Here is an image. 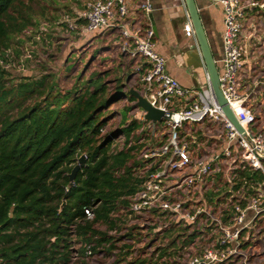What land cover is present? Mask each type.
Wrapping results in <instances>:
<instances>
[{"label":"built area","instance_id":"obj_1","mask_svg":"<svg viewBox=\"0 0 264 264\" xmlns=\"http://www.w3.org/2000/svg\"><path fill=\"white\" fill-rule=\"evenodd\" d=\"M78 1L83 11L67 18V28L82 36L117 34L120 51L136 65L141 95L165 113L161 123H150L144 110H134L135 118L143 123L142 131L146 132L147 125L149 129L163 127L167 133L157 149L147 148L150 154H143V164L135 172L141 180L139 190L123 211L132 219L165 221L155 227L256 222L264 213V102L258 105L264 96V78L255 74L258 33L251 19L264 11V4L208 0L223 11V57L216 61L219 88L243 128L240 132L219 105L208 74L203 89L187 90L168 72L166 59L156 50L152 0ZM180 2L186 37L197 46L185 0ZM118 139L123 149L126 136ZM215 181L222 187H215ZM86 214L93 219L90 211ZM242 236L239 229L232 236L225 231L220 246ZM215 253L207 252L204 260L214 258ZM198 262L196 258L192 264Z\"/></svg>","mask_w":264,"mask_h":264},{"label":"trees","instance_id":"obj_2","mask_svg":"<svg viewBox=\"0 0 264 264\" xmlns=\"http://www.w3.org/2000/svg\"><path fill=\"white\" fill-rule=\"evenodd\" d=\"M25 5L0 0V264H69L74 239L82 255L97 250L93 242H109L96 225L114 229L115 214L139 190L146 132L136 136L143 123L124 116L122 131L103 136L109 106L126 98L122 82L109 95L100 73L85 82L80 76L69 90L52 75L12 76L13 39L35 26ZM118 134L125 147L113 152ZM81 155L87 167L69 188Z\"/></svg>","mask_w":264,"mask_h":264},{"label":"rangeland","instance_id":"obj_3","mask_svg":"<svg viewBox=\"0 0 264 264\" xmlns=\"http://www.w3.org/2000/svg\"><path fill=\"white\" fill-rule=\"evenodd\" d=\"M24 2L28 4L25 5L26 8L31 10L28 13L33 15L35 26L13 39L12 62L7 68L12 76L40 79L44 75H52L56 77L62 90H69L80 76V82H85L100 73L108 82L109 95L115 92L114 88L121 82L125 84L126 90V98L115 100L109 106V117L103 129V136L122 131L126 127L124 116L128 120L127 124L133 122L136 119L133 109L135 101L130 102L127 93L132 88L139 91L142 89L138 87L140 81L135 72L136 65L125 57L120 49L118 51L119 46H115L116 34L110 36L92 32L82 36L70 31L65 21L74 13L83 11L78 0ZM262 3L264 4V0H259V4ZM251 22L258 33L256 46L259 51L255 59V74L263 79L264 11H257ZM134 74L136 79L127 84V80ZM262 102L264 96L261 97V104ZM262 108L264 109V106ZM145 126L146 134L141 141L145 147L137 159L140 161L142 156L150 154L147 148L157 149L161 136L167 133L163 127L149 129V126ZM197 130L200 131V128ZM141 133L142 129L137 131L136 136H142ZM118 135L110 147L113 152L122 149ZM214 186L222 187L221 183L216 181ZM123 210L114 216L115 220L118 219L114 229L108 224L96 225L107 235L109 242L102 245L93 242L91 247H96L97 250L91 255H82L79 252L82 244L75 243L74 239L69 264H192L196 258L199 259L198 264H264V213L256 222L240 225L234 223L155 227L164 225L165 221L132 219ZM236 229L242 230L243 236L239 240L235 238L224 247L220 246L225 231L230 232L232 236ZM211 250L218 255L215 253L214 258L204 260L207 252Z\"/></svg>","mask_w":264,"mask_h":264},{"label":"crops","instance_id":"obj_4","mask_svg":"<svg viewBox=\"0 0 264 264\" xmlns=\"http://www.w3.org/2000/svg\"><path fill=\"white\" fill-rule=\"evenodd\" d=\"M195 1L198 9H200L204 28L206 29L211 48H213L215 59L219 61L223 57L222 41L225 30L223 26V11L219 6L211 5L208 0ZM180 3V0H152L155 10L152 20L153 28L156 30V50L166 59L170 75L183 88L200 90L207 85L208 72L195 40L186 37L183 29L186 21L184 10H182ZM107 34L110 36L114 35L113 32L100 33V35ZM116 38L117 43H115V46L118 47L119 37L117 34ZM134 79H136L135 74L131 79L127 80V84ZM138 87L141 89L140 85ZM139 92L141 93V91ZM259 104L261 103L258 102Z\"/></svg>","mask_w":264,"mask_h":264},{"label":"water","instance_id":"obj_5","mask_svg":"<svg viewBox=\"0 0 264 264\" xmlns=\"http://www.w3.org/2000/svg\"><path fill=\"white\" fill-rule=\"evenodd\" d=\"M185 4L190 13L192 25L196 32L197 45L201 51L203 62L208 72L209 82L215 92L216 99L219 105L223 107V111L228 120L233 123L240 132H243V128L240 127L238 121L234 116L232 108L229 107L219 88V71L216 65L215 54L213 52V48H211L206 29L204 28L200 9H198L195 0H185ZM127 96L133 97L135 99V103L133 104L134 109H142L146 112L145 120L147 122L161 123L163 121L165 116L164 111L151 106L148 100L143 97L138 90H135L133 88L129 89ZM87 160L88 159L86 155H81L80 157L76 158L73 172L70 175L69 188H72L74 186L77 174L87 167Z\"/></svg>","mask_w":264,"mask_h":264}]
</instances>
